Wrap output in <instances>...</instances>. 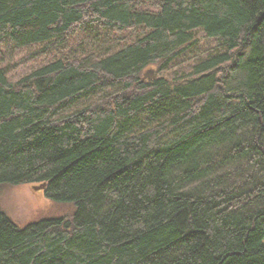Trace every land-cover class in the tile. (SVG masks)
I'll list each match as a JSON object with an SVG mask.
<instances>
[{
  "label": "trees",
  "instance_id": "16d2710c",
  "mask_svg": "<svg viewBox=\"0 0 264 264\" xmlns=\"http://www.w3.org/2000/svg\"><path fill=\"white\" fill-rule=\"evenodd\" d=\"M33 45L0 66V186L75 210L0 208V264H264V0H0V48Z\"/></svg>",
  "mask_w": 264,
  "mask_h": 264
},
{
  "label": "rangeland",
  "instance_id": "374dc122",
  "mask_svg": "<svg viewBox=\"0 0 264 264\" xmlns=\"http://www.w3.org/2000/svg\"><path fill=\"white\" fill-rule=\"evenodd\" d=\"M214 41L206 39L202 31L196 33V40L191 48L184 52L179 62L187 64L195 61L197 56L206 55L212 49ZM41 45L18 48H0V66L7 68L8 76L17 80L34 68L52 60L54 53L42 52ZM68 52L65 49L64 52ZM193 51V52H192ZM158 66L146 69L144 77L156 74ZM38 184L22 183L0 186V208L21 228L43 219L70 215L75 207L71 203H58L50 200L45 189L37 190Z\"/></svg>",
  "mask_w": 264,
  "mask_h": 264
},
{
  "label": "water",
  "instance_id": "95a60500",
  "mask_svg": "<svg viewBox=\"0 0 264 264\" xmlns=\"http://www.w3.org/2000/svg\"><path fill=\"white\" fill-rule=\"evenodd\" d=\"M45 187H46V183H42V184L36 185L35 189L40 190V189H45Z\"/></svg>",
  "mask_w": 264,
  "mask_h": 264
}]
</instances>
